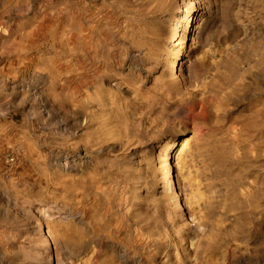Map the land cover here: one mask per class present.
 Wrapping results in <instances>:
<instances>
[{
	"label": "rangeland",
	"instance_id": "rangeland-1",
	"mask_svg": "<svg viewBox=\"0 0 264 264\" xmlns=\"http://www.w3.org/2000/svg\"><path fill=\"white\" fill-rule=\"evenodd\" d=\"M136 256L264 264V0H0V264Z\"/></svg>",
	"mask_w": 264,
	"mask_h": 264
},
{
	"label": "bare ground",
	"instance_id": "bare-ground-1",
	"mask_svg": "<svg viewBox=\"0 0 264 264\" xmlns=\"http://www.w3.org/2000/svg\"><path fill=\"white\" fill-rule=\"evenodd\" d=\"M189 139L190 138H184L183 139V142H182V144H181V146H185L187 143H188V141H189ZM167 149V152H168V158H169V160H171V161H174L175 162V158H173L172 156L170 157V154H169V151L168 150H170V147L169 148H166ZM167 155V154H166ZM166 157V156H165ZM173 159V160H172ZM176 159H179V158H176ZM182 160V159H181ZM181 160H180V163L182 164V162H181ZM166 163V162H165ZM169 164V163H168ZM69 165V164H68ZM167 165V164H166ZM170 166V165H169ZM173 168H175L174 170H176V182H177V187H178V189L180 190V189H182V181H181V172L180 171H182L183 172V168H184V166H183V168L182 169H180V167L181 166H179V164H177L176 162L175 163H173ZM166 167H168V166H166ZM66 168H67V164H65V170H66ZM185 199V198H184ZM137 206V205H136ZM136 206H133V210L134 209H136ZM184 206H187V203L185 202V204H184ZM188 208V207H187ZM183 212V208H181L180 210H179V213H182ZM35 222H36V220H35ZM39 222V221H38ZM37 222V223H38ZM36 223V224H37ZM40 223V222H39ZM41 224L42 223H40V224H38V226L37 227H39V230L37 231L36 230V237H37V239H38V244L41 246L39 249V251L37 252L36 250H38V249H36V247H34V248H30V251H31V258H36L37 259V261L38 262H42V258L44 257V253H46V248H47V246H48V243H46V234L44 233V230H42V228H43V226H41ZM36 226V225H35ZM47 232V231H46ZM53 234V233H52ZM52 234H49V235H52ZM50 237V240L53 238V235L52 236H49ZM52 237V238H51ZM35 239V238H34ZM36 239V240H37ZM48 239V238H47ZM55 239H53V241H54ZM52 241V242H53ZM48 242V241H47ZM55 242V241H54ZM53 242V243H54ZM38 244H36L35 246H39ZM34 245V244H33ZM47 245V246H46ZM33 247V246H32ZM32 249V250H31ZM159 250V249H158ZM29 251V252H30ZM127 253H129V252H127ZM154 253V252H153ZM164 253V252H163ZM162 253V254H163ZM167 253V252H166ZM130 254V253H129ZM128 254V256H130ZM136 254V253H135ZM155 255V254H154ZM123 256H125V255H123ZM127 256V255H126ZM157 256V255H156ZM159 256V255H158ZM122 257V256H121ZM163 257H166V255H161L159 258L160 259H163ZM123 258V257H122ZM125 258V257H124ZM128 258H130V257H128ZM136 258H137V256H136ZM136 258H131V264H146L145 263V260L143 259V258H141V257H138L137 259ZM125 259H127V257L125 258ZM160 259H158V260H160ZM166 259H168V258H166ZM124 260V259H123ZM130 260V259H129ZM129 264V263H128Z\"/></svg>",
	"mask_w": 264,
	"mask_h": 264
}]
</instances>
